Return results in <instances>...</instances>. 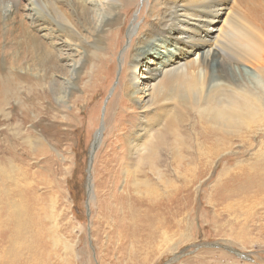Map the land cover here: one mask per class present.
<instances>
[{"label": "rangeland", "instance_id": "rangeland-1", "mask_svg": "<svg viewBox=\"0 0 264 264\" xmlns=\"http://www.w3.org/2000/svg\"><path fill=\"white\" fill-rule=\"evenodd\" d=\"M150 1L136 0L129 9H123L122 1L112 28L100 36V47L92 55L87 53L76 60L75 69L60 59L53 74L44 78L26 74L22 78H0V264L11 252L10 217L16 208L26 209V214L22 211L20 230L27 236L26 247L20 253L26 264L35 261L27 247L30 245H35L42 260L43 254L47 256L44 264H129L130 259L121 256L124 250L118 249L119 237L113 229L117 212L124 220L126 211L116 199L117 192L137 197L139 205L158 208L164 223L169 224L168 243L157 242L148 253L137 257L136 264H264V201L249 209V219L238 206L241 197L233 193L216 210L208 203L209 199L214 203L219 200L227 183L226 176H219L220 167L247 161L251 150L235 144L233 151L214 158L213 141L225 134L214 130L209 120L200 119L195 112L178 108L171 110L174 115L170 118L177 133L166 136L165 144L155 153V158H161L156 167H165L162 179L153 173L156 167L149 170L137 158L136 148L129 152L124 147L143 110L132 95L124 94L122 83L131 77L129 72L138 74L135 65L125 68L140 32L153 23L150 12L158 8L149 7ZM250 1L230 0L210 42L217 37L227 15L237 9L247 12ZM74 5L79 7V1L74 0ZM133 22L135 27L129 35ZM83 34L85 41L89 33ZM112 42L116 47L111 46ZM54 50L56 55L71 51L61 44H55ZM140 50H149V46ZM172 51L169 47L154 55L156 61L167 58ZM28 56L26 53L18 62L8 61V67L22 70ZM148 64L153 69L158 66L155 62ZM218 65V59L210 63L212 77L219 71ZM142 69L146 72L145 67ZM238 73L233 76L228 72V80L248 81L253 72L246 67ZM62 76L69 78L65 87ZM144 77L148 79L147 73ZM6 85L9 91L2 90ZM98 130L99 141L92 147ZM253 138L256 142L260 137ZM115 152L124 159L122 169H118ZM217 178L218 186L211 189ZM141 181L151 185V194ZM102 183L104 187H99ZM172 221L176 225L172 226Z\"/></svg>", "mask_w": 264, "mask_h": 264}, {"label": "bare ground", "instance_id": "bare-ground-1", "mask_svg": "<svg viewBox=\"0 0 264 264\" xmlns=\"http://www.w3.org/2000/svg\"><path fill=\"white\" fill-rule=\"evenodd\" d=\"M77 1L80 3L79 7L74 5V0H0L1 79L12 76L22 78L23 74L37 78L47 77L60 59H64L66 65L70 64L75 69L76 60L87 53L92 55L93 50L100 47V36L110 31L115 12L124 0ZM135 1L125 0L123 9H129ZM151 1L149 7L152 5L153 8H158L152 14L150 12L153 23L149 29L140 32L141 35L136 39L137 47L125 68L130 69L135 65L138 74L129 72L131 77L122 83L124 94L132 95L143 110L139 123L129 134L124 147H128L129 152L136 148L137 158L152 170L161 159L160 156L155 158L156 149L165 144L166 136L177 133L170 120L174 115L172 109L190 110L200 119L209 120L214 130H221L225 134L213 141L214 158L233 151L235 144L251 152L248 151L247 161L241 160L231 165L232 167L227 164L220 167L219 176H226L227 183L219 193V200L214 203L209 199L208 203L211 204V209L216 210V206L228 200L233 193L234 196L241 197L238 206L243 207L245 219H249V209L264 201V0H254L256 5L251 0L244 13L241 9L236 8L237 12L233 9V14L227 15L222 26H219L213 42H210L211 37L216 33L217 24L230 0H153V4ZM244 7L243 10L246 8ZM134 27L133 22L128 29L129 35H132ZM84 32L89 33L85 41L82 39ZM55 44H61L74 53L67 51L56 55ZM115 45L117 44L112 42L111 46L116 47ZM146 46H149V50H140ZM169 47H173V51L168 57L156 61L154 55ZM26 53L29 56L25 57L27 63L22 65V70H14L12 64L11 68L8 67V61L18 62ZM194 55L198 56L197 59ZM216 59L220 67L216 76L212 77L208 68ZM153 62L155 65L158 63L155 69L148 64ZM141 66L146 68V72H141L144 70ZM246 67L253 72L248 80L249 84L243 80H228V72L236 76L237 72L242 74ZM4 71H8L7 74ZM146 73L148 79L144 80L142 78H145ZM61 78L64 87L67 86L68 76ZM128 88L130 92L127 94ZM2 90L9 91L10 87L6 85ZM141 91V96L137 97L136 94ZM148 136L149 139L143 144ZM254 136L260 138L254 142ZM99 138L100 131L95 133L92 147L98 143ZM119 152H115V160L118 169H122L124 159L120 154L123 150ZM162 168L159 165L153 171L160 179L164 177ZM112 172L115 173V169ZM219 182L217 178L210 188L217 187ZM103 183L99 187H104ZM143 184L147 193L151 194V185L147 182ZM135 186L137 189V181ZM111 190L114 191L113 186ZM115 195L121 206L126 208L124 220L117 212V220L113 223L114 232L119 237L117 247L124 250L121 256L130 259L129 264H136L137 257L143 252L148 253V250L158 245L157 242L165 245L168 243L169 224L164 223L158 208L137 204L140 202L137 197L134 198L127 192H117ZM22 211L26 214L24 208H16L11 213V252L8 257H4V264H26L20 254L26 247L27 240V236L20 232L23 229ZM173 223L172 226L176 225V222ZM27 247L35 257L33 264H44L47 256L43 254L42 260L35 245Z\"/></svg>", "mask_w": 264, "mask_h": 264}, {"label": "water", "instance_id": "water-1", "mask_svg": "<svg viewBox=\"0 0 264 264\" xmlns=\"http://www.w3.org/2000/svg\"><path fill=\"white\" fill-rule=\"evenodd\" d=\"M100 130H98L97 132H99Z\"/></svg>", "mask_w": 264, "mask_h": 264}]
</instances>
